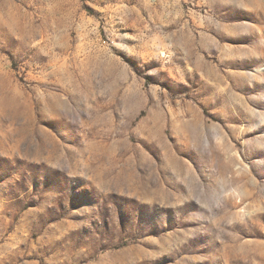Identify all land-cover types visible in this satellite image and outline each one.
<instances>
[{"label":"rangeland","instance_id":"obj_1","mask_svg":"<svg viewBox=\"0 0 264 264\" xmlns=\"http://www.w3.org/2000/svg\"><path fill=\"white\" fill-rule=\"evenodd\" d=\"M0 264H264V0H0Z\"/></svg>","mask_w":264,"mask_h":264}]
</instances>
